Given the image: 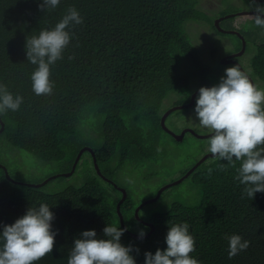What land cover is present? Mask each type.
I'll use <instances>...</instances> for the list:
<instances>
[{
    "label": "trees",
    "instance_id": "obj_1",
    "mask_svg": "<svg viewBox=\"0 0 264 264\" xmlns=\"http://www.w3.org/2000/svg\"><path fill=\"white\" fill-rule=\"evenodd\" d=\"M41 2L0 0V84L23 97L18 111L0 114V155L5 149H24L48 167L46 174L30 178L24 169L0 162L5 165H0V225L14 223L31 206L50 207L55 214L52 230L57 231L53 251L35 264H67L74 240L83 231L95 230L98 239H107L103 229L108 224L127 229L121 243L133 247L130 254L136 264H144L145 252L166 249L169 227L185 221L195 240L190 255L200 264H264V193L253 199L243 193L245 185L235 179L240 161L234 158L233 167L213 156L206 158L182 180L195 190L194 202L180 194L167 208L151 209L159 198L144 205L139 218L133 185L123 176L129 168L170 160V137L176 144L182 142L161 123L170 93L183 97L177 104H184L194 92L181 61L192 63L202 84L216 70L204 62L186 28L189 20L206 19L198 0H60L46 11L39 9ZM69 7L78 10L83 23L70 29L63 59L50 66L53 93L37 96L30 79L37 66L27 61L26 38L54 28ZM254 54L246 70L261 89L264 38ZM188 108L172 112L182 118ZM185 126L168 127L179 133ZM85 146L94 151L100 171L93 153L85 149L71 175L60 173L71 171ZM54 172L60 174L45 181ZM153 177L148 172L144 179ZM120 187L126 191L120 206L126 228L117 210L123 196ZM147 222L154 224L150 233ZM145 228L142 239L130 233ZM232 234L250 246L229 258L225 237Z\"/></svg>",
    "mask_w": 264,
    "mask_h": 264
},
{
    "label": "clouds",
    "instance_id": "obj_2",
    "mask_svg": "<svg viewBox=\"0 0 264 264\" xmlns=\"http://www.w3.org/2000/svg\"><path fill=\"white\" fill-rule=\"evenodd\" d=\"M59 4L60 0H42L38 7L46 11ZM249 7L254 13L255 25L264 27V6L249 0ZM82 23L78 10L69 7L54 28L26 38L27 61L37 66L30 76L32 91L37 96L53 93L50 66L63 59L72 38L70 29ZM224 71L219 83L199 88L194 117L199 126L210 133L206 143L213 159L227 161L233 167L234 158L240 161L235 179L245 185L243 193L253 199L256 193H264V90L255 86L238 65ZM22 103V96H14L0 84V114L18 111ZM220 170H224L223 164ZM208 171L211 174L212 169ZM54 219L50 207L41 203L39 207H29L14 223L0 225V264H35L50 254L57 235V231L52 230ZM189 228L186 221L170 226L165 237L166 249L158 248L155 254L145 252L144 264H200L190 255L195 251V240ZM125 231L127 229L108 224L103 229L107 239H98L95 230L83 231L80 238L74 240L67 264H136L130 254L133 247L121 243ZM145 235L146 228L141 229L139 237L142 239ZM225 238L229 258L250 246V242L238 234Z\"/></svg>",
    "mask_w": 264,
    "mask_h": 264
},
{
    "label": "rangeland",
    "instance_id": "obj_3",
    "mask_svg": "<svg viewBox=\"0 0 264 264\" xmlns=\"http://www.w3.org/2000/svg\"><path fill=\"white\" fill-rule=\"evenodd\" d=\"M256 3L264 6V2L256 1ZM197 8L205 14L206 19L189 20L186 23V28L194 44L198 46L204 62L211 64L216 70L209 74L202 84L196 74V68L188 60L183 59L180 69L191 76V87L194 91L202 86H211L219 83L220 78L225 75L224 70L235 66L230 62L228 64L223 63L222 59L233 54L237 48L241 47L242 49L243 39L246 42L245 51H243L244 53L242 52L243 54H239L241 58H239L238 62L241 64L240 69L248 73L246 69L249 67L250 58L252 59L255 55L257 44L264 38V27L255 25L252 19V14L254 13L249 10V0H198ZM231 13H234V15L226 17V15ZM221 17L223 19L220 24L225 29L224 31H220L216 27V20ZM231 29L237 32L238 35L230 32L229 30ZM214 50L217 51L216 56L211 54ZM261 89L264 90V86ZM185 98L184 100H187ZM181 99L175 93H170L164 104L169 109L172 106L179 105L177 103L181 102ZM194 107L195 105L186 109L183 112L182 118H177L173 112L170 113L167 117V125L174 129L176 126L186 125L185 128H192L199 134H208L209 132L201 128L199 122L195 119ZM185 135L182 140H179L182 141L181 143L176 144L171 137L170 140H167L171 144L170 148L173 149V156L170 160L164 163H153L150 161L145 166H139L135 169L129 168L124 172L123 176L129 178L131 185H133L132 195L138 205L144 200L154 197L162 186L182 177L184 175L183 171L186 168H191L196 161L206 153H209L207 151V138L201 139L194 134H190V132H187ZM12 150L5 149L0 155V162L7 163L10 169H16L17 171L24 169L23 172L30 176V178H38L48 172V167L40 164L37 158L30 152L24 149ZM148 172L154 173V177L145 180L144 176ZM60 173L54 172L49 177ZM167 188H165L166 190L164 189L165 192H163L164 190L162 191L163 193L159 197L161 198L159 202L151 205V209L161 210L163 207L167 208L180 194H184V197L191 202L195 200V190L186 180L182 181L179 186L170 188L169 190ZM147 209H150V206ZM143 211L140 213L143 214Z\"/></svg>",
    "mask_w": 264,
    "mask_h": 264
},
{
    "label": "water",
    "instance_id": "obj_4",
    "mask_svg": "<svg viewBox=\"0 0 264 264\" xmlns=\"http://www.w3.org/2000/svg\"><path fill=\"white\" fill-rule=\"evenodd\" d=\"M250 12H252V11H250ZM252 13H253V12H252ZM233 15H234V13H231V14L226 15V17L233 16ZM221 19H223V17H221V18H219V19L216 20V26H217L218 29L224 31L225 29H223V27H221V25H220V21H221ZM229 31H230V32H234L233 30H229ZM245 45H246V42H245V40L243 39V42H242V49H241V51L239 52V54L242 53V52L244 51V49H245ZM234 56H236V53H233V54H231V55H229V56L224 57V58L222 59V62H223V63L233 62V63L237 64L239 67H241V64H240V63L234 58ZM243 71H244V70H243ZM244 72H245V71H244ZM245 74L249 77L250 81L256 86L254 80L248 75V73L245 72ZM211 86H213V85H211ZM211 86H203V87H211ZM198 90H199V89L195 90V91L192 93V95H191V100H190L189 102H187V103H185V104H179V105L172 106L171 108L167 109V110L163 113V115H162V117H161V123H162V126L166 129V131H168L169 133H171L172 135H174V136H175L177 139H179V140H181V139L183 138V136L185 135V133L188 132V131L194 133L196 136L203 137V138H204V137H209V135H210V133H208V134H199V133H197L194 129L189 128V127L183 128L181 132L177 133V132H175L174 130H172L171 128H169V127L166 125V123H165V120H166L167 116H168L172 111H174L175 109L182 108V107H190V106H192L193 103H194L195 100H196V96H197V94L199 93ZM0 122H1V127H0V132H1V131L4 129V121L1 119V117H0ZM85 149L90 150V151L93 153V155H94V151L92 150L91 147H89V146H85V147L81 148L80 151H79L78 154H77V157H76V159H75V162H74V164H73V167H72L71 171H69V172H65V173H62V174H65V175H71V174L74 172V169H75V167H76V164H77V162H78V160H79V158H80L82 152H83ZM210 156H212L211 153H206V154H205L204 156H202L198 161H196V163H195V164H194V165H193V166H192V167H191V168H190V169H189V170H188V171H187L182 177H180V178L177 179V180L172 181L171 183H168V184L162 186V187L157 191V193H156V195H155L154 197L149 198V199H146V200H144L143 202H141V204H139L138 207H137L136 210H135L136 217L139 218V214H138V212H139V210L141 209V207H142L143 205H145V204H147V203H150V202H153V201H156V200L160 197L162 191H163L165 188H167V187H169V186H171V185H173V184H176V183L181 182V181H182L186 176H188V175H189V174H190V173H191V172H192V171H193V170H194V169H195L200 163H202L206 158H208V157H210ZM94 161H95V166H96L97 170L100 171V170H99L98 163L96 162L95 155H94ZM0 165H2V166L5 167V165L2 164V163H0ZM5 169H6V173H7V175L9 176L7 168H5ZM9 177H10V176H9ZM49 178H50V177H49ZM49 178H47L45 181H47ZM107 179H109V178H107ZM39 184H41V183H39ZM120 189H122V191H123V196H122V198L120 199V201L118 202L117 210H118V213H119V215H120L121 222H122V224L124 225V227L126 228V225H125V223H124V219H123V216H122V213H121V210H120L121 203L123 202V200L125 199V196H126V191H125V189L122 188V187H120ZM149 224L151 225V230H150L148 233H150V232L152 231V229H154V225H153L152 223H149ZM130 233H131L132 235H134V236L139 237V234L136 233V232L130 231Z\"/></svg>",
    "mask_w": 264,
    "mask_h": 264
},
{
    "label": "flooded vegetation",
    "instance_id": "obj_5",
    "mask_svg": "<svg viewBox=\"0 0 264 264\" xmlns=\"http://www.w3.org/2000/svg\"><path fill=\"white\" fill-rule=\"evenodd\" d=\"M256 1H260V2H264V0H256ZM250 11H251V9H249ZM222 20V19H221ZM221 22V21H220ZM221 25V24H220ZM222 27V26H221ZM224 29V28H223ZM231 30H233V29H231ZM221 31H223V30H221ZM232 33H235V34H237L238 35V33L237 32H232ZM240 50H241V47L240 48H237L236 50H234V52L233 53H236V55H239V52H240ZM245 51V50H244ZM244 53V52H243ZM242 53V54H243ZM234 58L237 60V61H239V58H241L240 57V55L239 56H234ZM230 63H233V62H230ZM148 224L150 223V222H147ZM150 225V224H149Z\"/></svg>",
    "mask_w": 264,
    "mask_h": 264
}]
</instances>
